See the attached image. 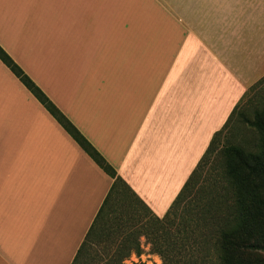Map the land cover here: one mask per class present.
I'll use <instances>...</instances> for the list:
<instances>
[{"label":"crops","instance_id":"1","mask_svg":"<svg viewBox=\"0 0 264 264\" xmlns=\"http://www.w3.org/2000/svg\"><path fill=\"white\" fill-rule=\"evenodd\" d=\"M250 38L153 0H0L2 47L159 217L264 76ZM113 181L0 59V264H71Z\"/></svg>","mask_w":264,"mask_h":264},{"label":"trees","instance_id":"2","mask_svg":"<svg viewBox=\"0 0 264 264\" xmlns=\"http://www.w3.org/2000/svg\"><path fill=\"white\" fill-rule=\"evenodd\" d=\"M0 59L92 159L114 178L71 264H94L86 255L90 242L110 233L111 237L99 239V242L109 239L115 242V250L107 264H124L131 253L139 255L143 251V242L150 244L151 250L161 255L162 264H201L197 257L180 253L172 255L189 243L179 244L178 237L171 235L170 224L178 227L182 220L184 227L177 229L178 232L188 233L187 240L203 234L209 226L214 227L217 264H259L247 256L252 252H264V76L246 91L222 128L213 134L209 146L169 210L159 217L118 176L116 169L1 44ZM233 119L241 120L257 133L255 145L246 146L229 139L233 135L229 128ZM212 161L213 168L215 163L221 168L220 175L205 178L204 170ZM213 199L217 201L212 203ZM211 218L216 224H208ZM109 222L115 225L114 231L109 230Z\"/></svg>","mask_w":264,"mask_h":264},{"label":"rangeland","instance_id":"3","mask_svg":"<svg viewBox=\"0 0 264 264\" xmlns=\"http://www.w3.org/2000/svg\"><path fill=\"white\" fill-rule=\"evenodd\" d=\"M162 9L174 12L182 16L187 21L197 22L201 25L226 26L233 28L236 35L250 36L252 41H263L264 43V0H153ZM250 38V40H251ZM231 135L229 139L246 146H253L257 141V133L241 120L233 119L229 125ZM229 129V130H230ZM209 146V145H208ZM207 149V148H206ZM206 151V150H205ZM198 164V163H197ZM212 161L209 167L204 170V177L215 178L220 175L221 168ZM199 195V194H197ZM196 197V196H195ZM190 200H193L191 198ZM217 199H213L215 203ZM229 201V198H228ZM190 205V203H189ZM188 205V206H189ZM214 209H217L214 205ZM219 211V210H218ZM176 220V219H175ZM216 224L214 219H208V224ZM213 224V225H214ZM186 225V224H185ZM110 231H114V224L109 222ZM184 227L183 220L177 226L170 224L172 236L178 237V243L187 242L186 248L175 250L172 255L181 254L188 257H197L201 264H217V252L215 250V231L213 226H209L203 234L191 236L188 240L186 232H178L177 228ZM104 228V225L102 226ZM100 231V230H99ZM106 231V230H105ZM110 233V232H109ZM112 233L108 234L111 237ZM177 235V236H176ZM99 236L86 251V255L96 264H107L110 256L115 250V242L112 239L99 242ZM107 236V238H108ZM205 237V238H202ZM196 242H195V241ZM142 252L137 255L131 253L124 260V264H162L161 255L151 250V245L143 242ZM248 259L259 264H264V252H252L248 254Z\"/></svg>","mask_w":264,"mask_h":264}]
</instances>
